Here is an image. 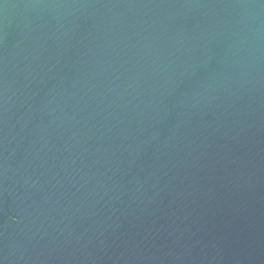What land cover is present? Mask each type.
Wrapping results in <instances>:
<instances>
[{
    "label": "water",
    "instance_id": "water-1",
    "mask_svg": "<svg viewBox=\"0 0 264 264\" xmlns=\"http://www.w3.org/2000/svg\"><path fill=\"white\" fill-rule=\"evenodd\" d=\"M0 264H264V0H0Z\"/></svg>",
    "mask_w": 264,
    "mask_h": 264
}]
</instances>
